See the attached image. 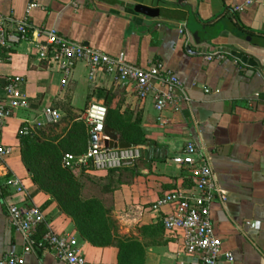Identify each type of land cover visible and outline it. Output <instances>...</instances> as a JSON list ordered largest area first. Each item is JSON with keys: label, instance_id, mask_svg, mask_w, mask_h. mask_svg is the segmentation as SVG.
<instances>
[{"label": "crops", "instance_id": "0c3cea01", "mask_svg": "<svg viewBox=\"0 0 264 264\" xmlns=\"http://www.w3.org/2000/svg\"><path fill=\"white\" fill-rule=\"evenodd\" d=\"M29 4L36 6L28 9ZM0 13L14 19L28 15L35 28L54 29L112 56L123 53L127 62L142 68L159 61L181 80L189 98L178 110L168 109L163 114L168 122L161 124L151 97L137 99L105 72L91 73L79 62L66 73L39 59L37 45L44 43L43 36L21 43L9 55L6 51L0 80L22 76L29 107L17 109L2 132L9 174L22 180L24 191L14 194L0 171V259L23 246L21 234L9 223L8 205L34 203L46 214L36 237L49 227L70 231L86 264H120V250L83 239L57 202L35 185L27 167L29 138H35V149L86 152L91 139L81 117L91 102L103 103L98 93L104 89L120 98L127 128H138L146 142L136 145L140 157L133 166L89 174L114 183L107 195L112 213L123 218L120 234L129 229L132 217L136 229L162 233L163 243L146 247L144 264H188L180 241L164 236L151 211L152 203L183 178L172 158L188 142L208 151L227 196L224 207L214 203L210 210L222 249L232 253L233 264H264V0H0ZM218 50L227 52L223 59H204ZM46 108L55 110L57 118H41ZM24 125L35 128L28 139L18 134ZM23 264L67 263L39 250Z\"/></svg>", "mask_w": 264, "mask_h": 264}, {"label": "built area", "instance_id": "2783aa9c", "mask_svg": "<svg viewBox=\"0 0 264 264\" xmlns=\"http://www.w3.org/2000/svg\"><path fill=\"white\" fill-rule=\"evenodd\" d=\"M35 6L29 4L28 9ZM235 9L242 10L243 7L237 6ZM40 36L44 37V43L37 45L39 59L56 64L66 73L79 62L86 64L91 73L96 70L105 72L137 99L151 97L161 124L168 122V118L163 116L168 109L176 111L180 103L189 100L181 80L161 62L151 63L146 68L136 66L127 62L123 53L112 56L64 38L54 29L35 28L28 15L14 19L0 13V62L6 51L9 55L21 43H32ZM226 54L218 50L205 54L204 59H223ZM22 83L20 75L0 80V171L8 177L5 183L14 194L24 191V185L18 177L9 174L5 162L9 149L1 139L7 119L17 109L29 107L28 98L21 90ZM261 97L264 99V95ZM106 115L107 110L102 102L93 101L85 108L81 119L89 128L90 145L82 154L64 153L60 163L62 168L93 173L134 165L140 157L138 146H105V141L109 140L104 133ZM40 116L51 121L57 118V112L46 108ZM34 130L33 126L24 125L19 128L18 134L29 136ZM172 161L182 168L184 176L174 188L165 191L151 205L155 219L162 225L164 236L180 241V251L188 264H233L232 253L222 249V241L213 232L211 205L217 203L224 207L227 196L218 183L210 154L204 147L188 142ZM7 215L9 223L21 234L23 246L19 252L2 257L0 264H23L27 255L39 250L51 251L57 260L67 264H86L72 232L58 233L49 227L36 237L37 227L46 222L45 212L36 204H9Z\"/></svg>", "mask_w": 264, "mask_h": 264}, {"label": "trees", "instance_id": "16d2710c", "mask_svg": "<svg viewBox=\"0 0 264 264\" xmlns=\"http://www.w3.org/2000/svg\"><path fill=\"white\" fill-rule=\"evenodd\" d=\"M98 97L103 99V104L105 105L107 110L105 127L111 129V131L117 135L118 141L125 142L133 146L140 145L141 143L146 142V140L141 138L138 128H130L128 132L130 131L132 135L127 136L124 134L125 137L123 136V131H121V129L128 127V118L120 115L121 100L116 94L112 93L111 91L102 89L99 91ZM28 137L29 136H24L23 139H28ZM25 143V145L29 148V150L27 151V158L29 161L27 167H29V169L33 173L34 170L32 166L34 164V159H32V157L29 155V152L32 149H35L36 144L34 142V138H29L28 142ZM38 148L37 149L40 154L39 157H43L48 160V164L52 166L51 176L56 177V175L62 174L63 170H61L59 167V165H61V156L59 154H56L53 157L48 156L51 150L49 151L46 147ZM36 150H32V152H35ZM125 168L111 169L108 171L109 173H113ZM68 177L70 178H68L70 181V185L65 187L64 184L62 188L64 190L62 198H57L55 200L58 207L63 213L68 215L73 220L80 236L83 239L96 246L117 247L120 250V264H125L124 262L127 261L126 254H129V251L131 252V250L126 240H120L119 242H116L112 239V237H114V234L111 233L108 225L109 223H107H111L112 221L110 219L112 213V207L111 205H109L110 202L108 203V207H106L103 201L96 198L88 199L86 201L79 200L78 186L76 183H74L70 175H68ZM72 186H74V190L71 193L70 188H72ZM107 193H111V189L107 192L103 191L101 195ZM72 197L75 200L74 203L72 202Z\"/></svg>", "mask_w": 264, "mask_h": 264}, {"label": "rangeland", "instance_id": "374dc122", "mask_svg": "<svg viewBox=\"0 0 264 264\" xmlns=\"http://www.w3.org/2000/svg\"><path fill=\"white\" fill-rule=\"evenodd\" d=\"M130 128H123L121 131H123V136L125 135L129 136L132 135L130 131L128 132ZM127 131V132H126ZM125 134V135H124ZM35 139V138H34ZM36 150V149H32ZM32 150L29 152V155L34 159L33 164V177L35 185L43 192H45L51 200H56L57 198H62L64 190L63 185L65 184V187L70 185L69 177L71 176L74 183L77 184L78 190H79V200L86 201L88 199L96 198L101 201H103L104 205L108 207V203L110 202V197H108V193L101 196V193L103 191L107 192L110 191L112 185L114 183H109L108 180L100 181L96 177L91 176V174H87L86 172L75 169V170H69L64 169L59 165L60 169L63 170L62 174L56 175V177H52V171H51V165L48 164V160L45 158H40V154L38 152V149L35 152H32ZM63 150H51L48 156H54L56 154H59L60 156L63 154ZM69 178V179H68ZM69 183V184H68ZM70 188V192L72 193L74 188ZM103 190V191H102ZM101 196V198H99ZM78 199V197H77ZM65 201V200H64ZM72 202L74 203L75 200L72 197ZM110 205V203H109ZM134 215V214H131ZM112 221L107 222L109 223V228L111 230V233L114 234V237L112 239L116 242H119L120 240H126L130 246L129 254H126V260L125 264H144L143 261V253L145 252L146 247L149 245L155 244V243H163L164 239L162 236V233H160V230L157 232H150L147 231H141L136 229L137 227L133 225V217L129 219V229L125 230V234H120L119 225L121 224L120 221H123V218L117 219L116 215L111 213ZM135 227V230H134ZM136 232V234H134ZM118 235V236H117ZM141 240V242L139 241ZM131 260V261H128Z\"/></svg>", "mask_w": 264, "mask_h": 264}, {"label": "water", "instance_id": "95a60500", "mask_svg": "<svg viewBox=\"0 0 264 264\" xmlns=\"http://www.w3.org/2000/svg\"><path fill=\"white\" fill-rule=\"evenodd\" d=\"M104 133L107 135L109 140L105 141V146L109 148H127L130 147V144H127L125 142L118 141V137L116 134H114L111 129L105 127Z\"/></svg>", "mask_w": 264, "mask_h": 264}]
</instances>
